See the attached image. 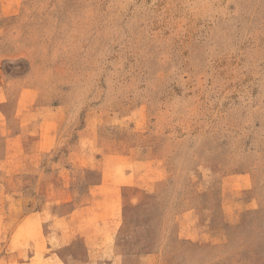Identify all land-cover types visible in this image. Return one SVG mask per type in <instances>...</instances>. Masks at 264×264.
Masks as SVG:
<instances>
[{
  "label": "rangeland",
  "instance_id": "obj_1",
  "mask_svg": "<svg viewBox=\"0 0 264 264\" xmlns=\"http://www.w3.org/2000/svg\"><path fill=\"white\" fill-rule=\"evenodd\" d=\"M0 264H264V0H0Z\"/></svg>",
  "mask_w": 264,
  "mask_h": 264
}]
</instances>
